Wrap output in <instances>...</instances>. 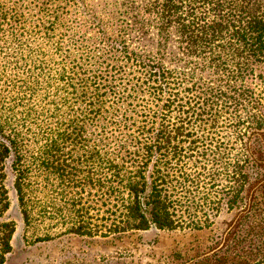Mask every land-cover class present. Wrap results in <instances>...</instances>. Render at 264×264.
Masks as SVG:
<instances>
[{
    "label": "rangeland",
    "instance_id": "374dc122",
    "mask_svg": "<svg viewBox=\"0 0 264 264\" xmlns=\"http://www.w3.org/2000/svg\"><path fill=\"white\" fill-rule=\"evenodd\" d=\"M111 5L112 0H0V121L8 115L17 119L27 111L33 114L32 127L23 129L30 147L28 162L36 160L38 147L47 138V135L38 138L45 130L35 131L38 136L33 137L38 121L55 126L63 123L70 133L81 129L83 121L82 130L87 134L91 154L100 150L109 159L114 158L110 157L116 153L113 144L109 149L110 145L100 142L103 119L110 118H118L114 122L121 121L122 129L130 135L127 154L133 162L145 143L141 146L143 129H149L155 117L161 116L165 102L149 94L153 91L150 82H139L146 75L142 69L145 65L156 66L158 70L162 65L185 79H192V87L211 84L204 72L205 61L186 57L175 33L165 41L158 21L145 20L142 16L145 23L134 26L125 17L104 11ZM126 50L136 62L125 59ZM259 75L262 78L255 85L262 90L264 70ZM11 99L15 102L11 103ZM209 103L206 100V105ZM257 104V114L264 125V98ZM176 116L169 115V122L176 123ZM199 125L195 122L190 128L187 126V132L193 136L180 137L175 142L184 157L173 161L170 171L173 178L189 179L185 191L190 193L191 216L186 219H195V223L203 226L197 230L161 231L152 227L148 231L106 237L66 233L64 226L70 218L61 192H71V198L75 192L59 185L49 186L46 197L37 193L35 201L40 202L36 203V220L28 227L14 186L15 153L12 152L5 163L10 207L0 221L13 222L15 233L12 251L4 264H261L264 128L250 131L244 138L250 157L246 183L242 193L231 202L230 179L224 172L227 156L219 157V154L217 160L213 158L214 137L209 127ZM223 137L220 133L217 139ZM194 140L201 143L192 152L190 143ZM66 146L68 150L76 148L71 143ZM71 153L75 155L73 160L78 154L86 157L81 147ZM237 154L235 148L229 157L234 161ZM83 160L80 163L85 165L86 159ZM97 165L92 164V168ZM154 165L155 161L149 166L148 178L153 175ZM83 177L79 174L78 179ZM101 197L96 189L91 191L89 187L83 192V202L91 207L93 226L103 224V212L112 206ZM44 204L47 212L42 216L39 207ZM59 208L65 209L57 212ZM45 235H50V240H38Z\"/></svg>",
    "mask_w": 264,
    "mask_h": 264
},
{
    "label": "trees",
    "instance_id": "16d2710c",
    "mask_svg": "<svg viewBox=\"0 0 264 264\" xmlns=\"http://www.w3.org/2000/svg\"><path fill=\"white\" fill-rule=\"evenodd\" d=\"M105 10L125 17L134 26L145 23L141 21L142 16L145 20L158 21L163 40L175 33L180 50L186 57L205 61L204 72L211 84L192 87V79H185L162 65L161 70L145 65L142 69L146 75L139 82H150L153 91L149 94L165 102L161 116L155 117L149 129H143L141 146L143 141L145 143L133 162L128 159L131 155L127 154L131 146L130 135L122 129L124 124L121 121L114 122L118 118L103 119L100 133L102 145L107 143L111 149L113 144L116 153L110 154L114 157L112 159L100 150L91 154L87 134L82 130L83 121L82 128L71 133L63 123L55 126L47 124V121H38L33 137L38 136L35 131L45 130L38 138L46 135L47 138L38 147L40 151L36 160L28 162L30 147L23 129L28 125L32 127L34 116L28 111L17 119L8 115L0 121V220L10 207L5 163L14 152V186L28 227L36 220V203L40 202L35 201L37 193L46 197L49 186L59 185L75 192L74 198L69 197L71 192H61L70 218V222L65 223L67 226L63 225L66 233L106 237L130 231H148L152 227L161 231L201 229L203 226L195 223V219H186L191 216L190 193L185 191L188 189L185 182L189 179L173 178L170 172L173 161L183 156V150L175 142L180 137H192L186 127L190 128L195 122L209 127L214 137L211 140L212 156L215 160L219 154V157L227 156L224 172L230 179V201L237 199L244 189L246 164L250 161L244 138L248 132L264 128L263 120L257 114V103L264 98V88L261 90L255 85L262 78L259 73L264 70V0H112L111 7ZM125 54L128 62L135 61L127 50ZM11 100V103L15 102ZM206 100L211 103L206 105ZM171 114H177L176 123L169 122ZM220 133L224 135L223 139H217ZM68 143L81 147L86 157L78 154V161L75 160L77 157L73 160L75 155L71 151L76 148L68 150ZM200 143V140L192 141L190 151L195 152V145ZM235 148L238 156L233 161L229 156ZM83 159H86L85 165L80 163L84 162ZM153 161L150 184L147 172ZM92 164H98L97 168H92ZM79 174L84 177L78 179ZM88 187L91 191L96 189V193L112 205L111 209L103 212L101 226L92 225L91 207L83 202V192ZM39 208L43 210L39 214L44 216L46 204ZM61 208L57 212H63L65 208ZM14 233L13 222L0 221V264L5 263L6 256L12 251ZM50 238V235H45L38 240L48 241ZM261 254V264H264V248Z\"/></svg>",
    "mask_w": 264,
    "mask_h": 264
}]
</instances>
